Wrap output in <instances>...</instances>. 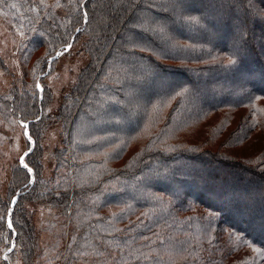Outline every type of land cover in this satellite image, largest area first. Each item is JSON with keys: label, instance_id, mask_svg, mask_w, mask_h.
Listing matches in <instances>:
<instances>
[{"label": "trees", "instance_id": "1", "mask_svg": "<svg viewBox=\"0 0 264 264\" xmlns=\"http://www.w3.org/2000/svg\"><path fill=\"white\" fill-rule=\"evenodd\" d=\"M10 3H17L20 6L19 11L8 8ZM38 3L39 0H4V3L0 4L13 36L16 35L17 27L21 24L24 26L21 30L25 35L20 38L23 42L19 47V62L24 82L30 74L36 77L34 72L38 75L43 70L44 73L52 74L58 58L48 61L46 53L51 52L49 41L52 42V47L61 50L59 44L63 36L72 32L71 26L67 29L60 26L68 24L61 10L47 9L51 19L29 10L30 5ZM48 3L51 4L52 0H48ZM247 3L248 0H244V4ZM254 3L259 8H264V0H254ZM43 11L42 9L41 13ZM113 15L123 17L125 13L114 12ZM231 15L233 18H243L247 13L240 9L233 11ZM33 28L37 31H32ZM233 30L231 20H225L218 25L219 36L213 52L223 59L230 55L228 45ZM39 31L46 33L44 38L39 36ZM249 32L250 39L252 36H260L264 32V23L258 18L250 19ZM72 34L76 37L73 48L63 56H81L86 59V63L76 72L73 81L68 83L69 90L63 96L55 117L50 119L43 116L44 120L40 125L43 133L53 124L58 123L62 127V148L55 152L56 167L53 175L45 181L41 171L39 183L31 186L29 190L20 189V203L26 207L23 212L17 209L18 217L22 216L23 220L21 224L16 225L19 236L13 235L12 240L17 242L16 252L23 257L24 262L30 264L31 260L42 257L45 260L49 250L57 248L56 244L44 247L35 235V227L32 224L34 208H39L38 204H47L45 206L59 210L63 220L58 224L60 235L56 237H60V242L64 244L52 258V261L58 262L61 259L62 264L63 256L60 259H57V256L61 253L66 255L69 245L73 249L80 248L81 251L87 252L94 261H103L104 258L96 256L93 251L98 243V235L105 247L114 253L123 248L124 252L120 255L128 264H149L143 260L135 261L128 255L137 249L146 251L141 247L145 243H152V247L159 251L163 257L162 264H264V258L254 254L244 240L236 238L237 235H242L256 243L257 247H264V244L259 243L264 240V229L259 225L261 205L264 204V184L260 182L259 166L256 164V161L264 159V113L257 112L254 117L248 108L249 101L238 94L232 77L223 71L212 72L202 78L212 80L215 91L210 88L198 105L177 107L173 102L172 107L158 109L153 114L154 121L148 132H140L137 129L134 132L118 133L124 141L122 147L117 150L119 155L110 153L103 157L100 155L103 147L97 143L87 145L81 141L91 139L88 134L89 116L93 109L89 104L95 107L98 101L102 102L107 98V89H96L93 85L106 63L105 55L109 51L107 45L111 43L115 46L112 38L119 37L112 27L104 29L102 24H93L90 28L86 27L82 33ZM52 55L54 56V53ZM172 63L178 64L179 61ZM188 63L191 67L205 70L216 67L196 65L190 61ZM242 68L250 75L245 87L262 97L256 101V108H264V91H260L264 89V51L258 44L249 45L242 58ZM180 78L187 79L188 76L183 74ZM25 94L24 90L23 95ZM22 96H18L13 108L27 100L30 105L35 106L31 110H44L52 101L47 88L43 93L42 102L38 95L35 99L32 96ZM16 114L19 115V112ZM39 144L41 145V140ZM162 149L168 151L162 153ZM59 154L66 159L65 172H60L62 162L58 159ZM38 155L42 157V147L39 148ZM156 156L161 159L156 160ZM172 157L183 163H174ZM138 158L157 168L161 166L162 161L173 167L194 163L202 167L207 175L222 180L223 186L207 188L197 179L181 176L178 179L183 188V197L181 201H176L168 190L167 182L156 181L146 190L149 196L146 202L129 201L132 207L125 208L112 191V186L120 188L125 181L131 183L130 173L140 165ZM41 167L43 170V164ZM109 173L112 175L109 176ZM116 176L120 179L116 180ZM97 177L111 181L108 191H104L103 184L96 183ZM22 179L19 173L11 171L9 185H18ZM45 188L50 191L45 192ZM56 191L61 193L59 197L55 195ZM8 193H11L10 187ZM5 199L0 198V208L3 207ZM149 207L155 208L156 211L149 213L148 217H141L147 227L137 223L134 231L128 235L116 231L128 225L129 220L136 222L140 213ZM121 209L124 211L121 212ZM209 212L219 213L223 221L213 225L216 231L212 235L217 237L215 247L209 245L208 232L205 230V217ZM228 229L233 231L232 239L228 237ZM108 233H112V236H108ZM153 233H157L163 241L157 239ZM3 234L7 235V231L3 230ZM141 234L148 236L150 240H141ZM1 240L2 238L0 244H3ZM178 251H182L187 259L176 255ZM168 252L171 256L165 255ZM188 253H195V258ZM77 263L82 264L81 261H76Z\"/></svg>", "mask_w": 264, "mask_h": 264}, {"label": "snow or ice", "instance_id": "2", "mask_svg": "<svg viewBox=\"0 0 264 264\" xmlns=\"http://www.w3.org/2000/svg\"><path fill=\"white\" fill-rule=\"evenodd\" d=\"M3 3L4 0H0V4ZM7 7L19 11L20 6L17 3H10ZM49 8L61 10L68 24L60 26L65 29L71 26L72 32L76 34L82 33L86 27L90 28L93 24L96 26L102 24L104 29L112 27L119 37V39L112 38L115 46L111 43L107 45L109 51L105 55L106 63L93 85L96 89H107V98L102 102L98 101L95 107L89 104V107L93 109L89 116L88 134L91 139L81 141L87 145L97 143L103 147L104 150L100 153L103 157H107L110 153L119 155L117 150L122 147L124 141L118 133L134 132L137 129L140 132H148L154 121L153 114L158 109L172 107L173 102L177 107L187 104L198 105L210 88L215 91L212 80L202 78L212 72L223 71L232 77L238 88V94L249 101L248 108L254 117L257 112L264 113V108H256V101L262 97L245 87L250 75L242 68V58L250 44H258L264 51V32L250 39L249 20L258 18L261 23H264V8H259L254 0H248L247 5L244 4V0H65V2L52 0L51 4L48 0H39L38 4L30 5L29 10L51 19L47 12ZM42 9L43 13H41ZM240 9H244L247 15L243 18L239 16L233 18L232 12ZM2 11L3 8H0V12ZM114 12H123L125 15L120 17L113 15ZM225 20H231L234 28L228 45L230 55L227 59L213 52L219 36L218 25ZM23 27L21 24L16 28L21 37L25 35L21 30ZM32 31L36 32L37 29L33 28ZM72 32L63 36L59 44L61 50L52 47V42L49 41L51 52L46 53L49 62L72 50L76 39ZM38 34L41 38L46 35L44 31H39ZM182 38L185 39L182 40ZM173 61H179V63H172ZM189 61L196 65L216 67L207 70L200 67L194 68L190 66ZM175 69L181 71L178 72ZM183 74H187L188 78L181 79ZM33 75L37 77L34 88L43 94L45 86L40 83L39 77L50 75V73H44L41 70L38 75L35 72ZM48 87L51 88L52 85L49 84ZM36 95L33 91V99ZM39 98L42 102L44 96L40 95ZM34 108V105L23 100L15 108H5V112L0 113L5 117L0 124H4L12 133L11 136L4 137L5 140L11 141L5 156L14 161L12 164L14 173H19L23 177L18 185H9L11 193H5L7 199L3 201V207L0 208V238L3 240L0 256L7 264H11L10 254L17 251V242L12 240V236H19L16 225L21 224L23 220L22 216L18 217L17 209L23 212L26 207L20 203V189L29 190L31 186L39 183L42 171L44 158L38 155V151L41 147L39 141L43 138L40 125L44 117L39 114L43 111L42 109L31 110ZM17 112L19 115L16 114ZM8 113H11L14 118H9ZM161 151L167 152L168 149ZM155 159L160 160L161 157L156 156ZM138 160L140 165L130 173L131 183L125 181L120 188L112 186V191L125 208L132 207L129 201L146 202L149 199L146 190L156 181L167 182L168 190L176 201H181L183 197V188L178 179L181 176L197 179L207 188L223 186L222 180L207 175L202 167L194 163L173 167L162 161L161 166L157 168L148 161L140 158ZM172 160L174 163H183L177 161L175 157H172ZM250 162L246 161V163ZM256 164L259 166L260 182L264 184V159L256 161ZM119 179L120 177L116 176V180ZM96 183L103 184L104 191H108L111 181L97 177ZM48 191L50 189L45 188V192ZM55 195L59 197L61 193L56 191ZM155 199L162 198L155 197ZM123 211L124 209H121V212ZM155 211L153 207L147 208L140 213L136 222L129 220L128 225L116 231L128 235L134 231L137 223L139 226L147 227L143 224L141 217H148L149 213H155ZM261 212L259 225L264 229V204L261 205ZM97 219L101 218L97 217ZM205 219L208 243L215 247L214 242L217 237L212 235L216 231L213 225L223 222L222 217L219 213L209 212ZM3 230L7 231V235L3 234ZM222 231L225 230L222 229ZM226 231L229 239H232L233 231L231 229ZM153 235L163 241L157 233ZM108 236H112V233H108ZM236 238L244 240L254 254L264 258V247H257L256 243L245 239L242 235H237ZM140 239L145 242L150 240L148 236L142 234ZM97 242L93 251L96 256L103 257V261H94L87 252L81 251L80 248L73 249L71 245L66 249L67 254L61 253L57 259L63 256L66 264H76V261H81L82 264H128L120 255L124 252L123 248L114 253L105 247L99 235ZM73 243H75L74 240ZM259 243L264 244V240ZM141 247L146 251L137 249L136 252H129L128 255L135 261L143 260L149 264H162L163 257L157 249L152 247V243H145ZM101 248L104 250L101 251ZM165 255L171 256V253L168 252ZM176 255L187 259L182 251L176 252ZM188 255L195 258V253H188Z\"/></svg>", "mask_w": 264, "mask_h": 264}, {"label": "rangeland", "instance_id": "3", "mask_svg": "<svg viewBox=\"0 0 264 264\" xmlns=\"http://www.w3.org/2000/svg\"><path fill=\"white\" fill-rule=\"evenodd\" d=\"M13 32L10 30L7 20L4 14L0 12V113L5 112V108L13 109L18 96L23 95V91H26L24 96H32L33 91L36 92L38 98L43 95L34 88V81L37 77H33L31 74L26 82L22 78V68L19 62V47L23 42L19 33L16 31V35L13 36ZM86 63L84 57L75 56H62L59 57L54 65L52 74L47 76H41L40 83L49 90L52 101L40 114L44 117H50L53 119L56 115V110L62 102L63 96L68 92V83L72 82L76 72L81 69ZM58 77V78H57ZM52 87L49 88L48 85ZM40 99V98H39ZM51 109V112H49ZM9 118H14L11 113H8ZM4 115H0V121L4 120ZM12 133L7 130L4 124H0V198L5 199V193H8L9 183L11 180V171H13L12 164L14 161L9 160L5 153L8 152L11 141L4 139L6 136H11ZM60 135L62 136V127L57 123L46 128L41 139V147L43 150V170L42 178L46 181L50 175H53L56 163L54 160L55 152L61 150L62 145L60 143ZM14 155V153H13ZM59 161L62 162V169L60 172H65V158L58 155ZM57 161V160H56ZM60 189V187H59ZM39 208L33 210L32 224L35 227V235L41 243L46 246H57L56 249L51 248L47 257L38 260H31L30 264H60L57 260L52 261L54 253L61 249L58 224L63 222L60 218V211L55 208L45 206L47 204H38ZM37 206V205H35ZM43 213V215H41ZM1 239V238H0ZM2 241V240H1ZM0 248H3V244H0ZM63 264H64V259ZM11 264H27L24 262L23 257L16 251L10 254ZM0 264H7L0 256ZM62 264V263H61ZM78 264V263H77Z\"/></svg>", "mask_w": 264, "mask_h": 264}]
</instances>
